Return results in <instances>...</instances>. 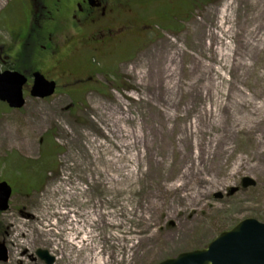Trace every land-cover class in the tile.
I'll list each match as a JSON object with an SVG mask.
<instances>
[{"label":"rangeland","instance_id":"1","mask_svg":"<svg viewBox=\"0 0 264 264\" xmlns=\"http://www.w3.org/2000/svg\"><path fill=\"white\" fill-rule=\"evenodd\" d=\"M6 1L0 0V10ZM132 2L150 26L118 55L122 61L101 57L99 72L88 70L92 81L86 89L60 90L46 99L27 96L21 109L0 113V180L13 189L8 208L0 211V242L7 253L0 264H46L38 249H46L55 263L57 255L31 215L50 187L64 180L84 186L90 203L99 200L119 213L123 206L126 225L135 226L132 205L154 219L148 227L157 235L154 250L134 264H157L204 248L244 218L264 222L259 206L264 167L249 158L255 146H245L251 143L246 132L264 119V0H208L197 6L190 0ZM230 80L234 86L225 96L228 88L217 84ZM225 138L237 149L220 166L221 158L210 151ZM91 139L110 145L112 154L122 150L120 143L128 145L133 160L124 159L123 173L134 175L128 186L110 191L97 181L104 162L88 151ZM14 155L23 167L5 162L17 161ZM228 171L234 173L227 176ZM244 177L254 185L243 186ZM21 221L24 230L39 234L25 250L14 244L27 238L17 229ZM135 241L126 240L125 259L111 264H128V245Z\"/></svg>","mask_w":264,"mask_h":264},{"label":"flooded vegetation","instance_id":"2","mask_svg":"<svg viewBox=\"0 0 264 264\" xmlns=\"http://www.w3.org/2000/svg\"><path fill=\"white\" fill-rule=\"evenodd\" d=\"M22 1H6L0 10V73L21 74L25 97L37 74L54 82V95L86 89L92 81L88 70L98 73L101 57L122 61L118 55L150 26L132 0ZM12 110L0 99V113Z\"/></svg>","mask_w":264,"mask_h":264},{"label":"bare ground","instance_id":"3","mask_svg":"<svg viewBox=\"0 0 264 264\" xmlns=\"http://www.w3.org/2000/svg\"><path fill=\"white\" fill-rule=\"evenodd\" d=\"M219 85L223 88H228L224 92L225 96L229 95V88L234 86L231 80L226 83L220 82L217 87H220ZM237 105L240 106L241 103L238 102ZM223 108L227 110L229 116L232 115L233 111L231 112V107L228 103L225 102ZM208 111L215 112L212 107H209ZM232 128L233 125L231 126ZM227 139L229 138L217 140L211 147L210 153L212 154L210 155L221 158L219 160L220 166L228 163L237 149ZM245 140L251 141L250 144L246 143L245 146L251 144L255 146V154L249 155L250 160L256 161L257 166L264 167V119L262 122L256 123L255 129L246 132ZM119 147L122 150L117 154H112L110 145L94 139L89 140L87 146L91 156L104 162L98 168L100 175L97 181L110 191L125 188L129 184V179L134 177L130 171L123 173L124 169L127 168L124 159L126 158L129 162L133 160L132 156H127L128 145L120 143ZM243 150L246 151L244 147ZM197 155L198 153L195 151L193 153V161L197 160ZM112 168L118 173H111ZM232 173L234 172L228 171L227 176ZM64 178L68 179V176ZM260 191L263 192L261 193ZM87 192L88 190L77 182L64 180L62 184H53L44 199L43 206L37 211V214L31 215L33 221L37 222L35 225L37 232L42 234L45 241L52 246L53 252L57 255V260L54 264L120 263L125 259L121 251L125 247L126 240H133L134 238L136 241L128 245L129 254L126 257L128 264L143 260L151 252L152 248L154 250V242L157 235L154 231L148 232V227L154 219H147L142 210H138L132 205L129 214L135 216L132 219L135 222V226L126 225L120 218L124 212L123 206L119 213L117 209L110 210L108 205L100 204L99 200L90 203L92 196L88 195ZM259 192L261 194L260 198L262 197L259 206L263 207L264 188L261 187ZM190 195H194V192H191ZM77 202L84 205H80ZM123 204L125 205L126 203L123 202ZM153 213L155 218L156 212L154 211ZM53 216L57 220L51 221ZM25 222H19L17 229L23 234L26 233L27 238L21 242L14 240V244L23 247V250L29 246L31 238L34 239L39 236V234L34 233L33 228L24 230ZM110 227H115L117 230L112 231ZM130 234L133 237H128ZM148 244L149 246L144 249V246L146 247Z\"/></svg>","mask_w":264,"mask_h":264},{"label":"water","instance_id":"4","mask_svg":"<svg viewBox=\"0 0 264 264\" xmlns=\"http://www.w3.org/2000/svg\"><path fill=\"white\" fill-rule=\"evenodd\" d=\"M25 78L17 72L0 74V99L6 100L11 107L20 108L24 104L22 85ZM54 83L35 75L30 94L36 97L50 96ZM250 177L243 178V186L254 185ZM11 186L0 181V211L9 206ZM37 254L46 264L54 258L45 249H38ZM7 260L6 248L0 242V261ZM157 264H264V223L253 218L240 220L231 229L221 232L205 248L181 252L175 257L162 260Z\"/></svg>","mask_w":264,"mask_h":264},{"label":"trees","instance_id":"5","mask_svg":"<svg viewBox=\"0 0 264 264\" xmlns=\"http://www.w3.org/2000/svg\"><path fill=\"white\" fill-rule=\"evenodd\" d=\"M206 1H208V0H190V5H192V6H197V5H199L201 2H206ZM176 25H177V21L176 22H173V24H172V28L173 29H175L176 28ZM48 145H49V143L48 142H46ZM14 157H16V155H14ZM10 158V157H9ZM9 158H6L5 159V162H7L8 164H13V165H15L16 163V165H18L19 167H23L24 165H22V166H20L21 164H23V163H20V162H18V159H19V157L17 156L16 158H17V161L15 160V161H13V159H9ZM38 162V161H37ZM27 164V163H26ZM27 166V168L29 167L28 166V164L27 165H25V167ZM18 167V168H19ZM33 171V170H32Z\"/></svg>","mask_w":264,"mask_h":264}]
</instances>
